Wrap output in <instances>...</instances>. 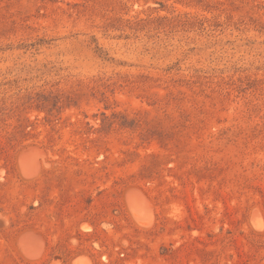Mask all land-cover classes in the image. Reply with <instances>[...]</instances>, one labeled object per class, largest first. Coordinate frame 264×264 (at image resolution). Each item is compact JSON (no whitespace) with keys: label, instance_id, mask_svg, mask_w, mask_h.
<instances>
[{"label":"rangeland","instance_id":"obj_1","mask_svg":"<svg viewBox=\"0 0 264 264\" xmlns=\"http://www.w3.org/2000/svg\"><path fill=\"white\" fill-rule=\"evenodd\" d=\"M0 264H264V0H0Z\"/></svg>","mask_w":264,"mask_h":264}]
</instances>
